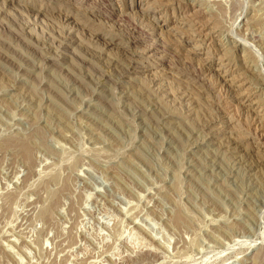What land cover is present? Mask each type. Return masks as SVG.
Returning a JSON list of instances; mask_svg holds the SVG:
<instances>
[{"label":"rangeland","instance_id":"1","mask_svg":"<svg viewBox=\"0 0 264 264\" xmlns=\"http://www.w3.org/2000/svg\"><path fill=\"white\" fill-rule=\"evenodd\" d=\"M0 264H264V0H0Z\"/></svg>","mask_w":264,"mask_h":264}]
</instances>
